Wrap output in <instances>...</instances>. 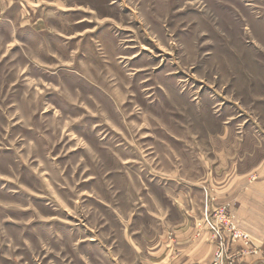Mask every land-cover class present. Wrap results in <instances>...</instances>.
Masks as SVG:
<instances>
[{"label": "rangeland", "instance_id": "374dc122", "mask_svg": "<svg viewBox=\"0 0 264 264\" xmlns=\"http://www.w3.org/2000/svg\"><path fill=\"white\" fill-rule=\"evenodd\" d=\"M263 168L264 0H0V264H149L186 220L264 264L210 215Z\"/></svg>", "mask_w": 264, "mask_h": 264}, {"label": "crops", "instance_id": "0c3cea01", "mask_svg": "<svg viewBox=\"0 0 264 264\" xmlns=\"http://www.w3.org/2000/svg\"><path fill=\"white\" fill-rule=\"evenodd\" d=\"M243 176L230 175L220 186L215 187L213 211L210 215L215 218L219 209L232 218L235 231L246 235L247 240L253 242L264 240V168L259 173L260 180L250 182ZM223 181V180H222ZM202 217V213H201ZM186 220L182 226L174 229L171 243L159 245L154 250L149 264H214L218 250V240L214 238L207 227L188 226ZM221 240L224 244V264H256L257 255L246 248L240 254L242 238H231V234L223 232ZM240 245V246H238ZM223 264V263H222Z\"/></svg>", "mask_w": 264, "mask_h": 264}, {"label": "built area", "instance_id": "2783aa9c", "mask_svg": "<svg viewBox=\"0 0 264 264\" xmlns=\"http://www.w3.org/2000/svg\"><path fill=\"white\" fill-rule=\"evenodd\" d=\"M217 258H218V259L220 258V253L217 254Z\"/></svg>", "mask_w": 264, "mask_h": 264}]
</instances>
